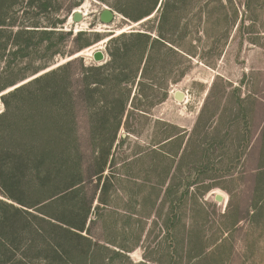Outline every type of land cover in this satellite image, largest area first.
Masks as SVG:
<instances>
[{"label": "rangeland", "instance_id": "rangeland-1", "mask_svg": "<svg viewBox=\"0 0 264 264\" xmlns=\"http://www.w3.org/2000/svg\"><path fill=\"white\" fill-rule=\"evenodd\" d=\"M126 1L0 0V112L1 95L72 61L36 85L55 89L37 103L52 119L74 113L68 150L77 149L70 167L82 182L44 194L55 223L84 221L85 240L52 229L55 249L27 255L39 264H264V0H145L156 7L139 20L118 10ZM104 8L111 22L100 21ZM51 24L47 40L31 31ZM161 30L169 42L144 57L122 51L113 64L110 49L131 41L118 35ZM8 141L0 156L14 178L0 198L24 207L15 198L45 195L30 199L20 180L29 170Z\"/></svg>", "mask_w": 264, "mask_h": 264}, {"label": "trees", "instance_id": "trees-1", "mask_svg": "<svg viewBox=\"0 0 264 264\" xmlns=\"http://www.w3.org/2000/svg\"><path fill=\"white\" fill-rule=\"evenodd\" d=\"M144 1L127 0L125 7L118 10L134 20H139L143 16L150 14L155 9L157 3L154 1L150 7H143L145 6ZM162 20H164V12L161 13ZM3 22L0 19V25H4ZM47 27H51V29H47ZM55 27L54 24H51L50 26H45L43 29H31V31L40 34V41H42L49 39L50 35L55 32L53 29ZM24 30H26L24 31L25 33H29V29ZM20 33L23 32L21 31L18 34ZM158 34V38H155L145 31L121 33L115 40L129 37L131 41L124 45H116L110 49L109 55L113 64H116L118 62L116 60L121 58L122 51L127 53L137 49L144 57L150 53L157 43L169 42L168 35L162 30ZM21 48L19 46L16 51H21ZM146 59L148 58L146 57ZM71 62L67 61L60 67L46 71L32 78L27 83L18 85L1 95L3 110L0 112V155L4 154L5 143L8 140L16 141L17 148L15 152L19 153L16 162L23 163L29 170V173L23 175L20 180L27 183L26 190L31 200L35 196H39V194H51V191L61 194L59 196L62 197L65 195L63 192L77 187L82 182L79 177H73V169L71 170L70 167L72 165L71 162L75 161L77 149L76 147L73 148L74 153L68 150L69 145L71 143L76 145L78 139L76 130L68 127V124H66V122H73L75 120L74 113H64L61 120L60 118L57 120L56 117L52 119L54 114L51 112V108L50 111L49 109L45 110V112L41 111L39 103H37L40 96L50 99L55 89L48 87L41 91V89L36 88V85L46 79H52L58 71L69 67ZM119 62L121 63V61ZM97 70H100V68ZM125 110L126 105L123 102L120 110L121 114ZM1 157L0 185L5 190H3L4 194H7L5 193L7 192L5 188L8 180L14 178L13 173H11L14 166L3 165ZM61 160L62 162H60ZM103 167L100 168L97 174H101L104 171ZM48 171L51 172L48 173ZM41 176H45L48 180L46 184L38 182ZM61 182L64 185H60L62 184ZM103 186L104 184L101 186L100 191H102ZM50 198H52L50 195H45L44 198L42 195V197L32 203H23L24 201L15 198L24 207H18L0 198V264H39L34 263L31 259L38 255H34L35 253H33L34 257H30L27 255V252L55 249V243L52 237H50L52 229L59 228L66 235H74L85 240V236L79 233L84 230V221L80 225L67 224V226L55 223L56 217L48 212V208L55 202L54 200H49ZM33 207L37 214L29 210V208ZM11 212L12 214H10ZM9 231L13 235L16 234L15 237L20 236L16 240V243L9 242L7 238ZM41 239L44 242L41 243Z\"/></svg>", "mask_w": 264, "mask_h": 264}, {"label": "water", "instance_id": "water-1", "mask_svg": "<svg viewBox=\"0 0 264 264\" xmlns=\"http://www.w3.org/2000/svg\"><path fill=\"white\" fill-rule=\"evenodd\" d=\"M82 17L83 16H82L80 11H77V10L73 11V13H72V20L73 21H79L82 19ZM113 17H114V12L110 8H104L100 12V15H99V19L103 23L111 22ZM104 56L105 55H104L103 51L100 49H98L92 53V57L95 61H102L104 59ZM36 76H38V75H35L34 77H36ZM34 77H32V78H34ZM173 96L175 99L181 101L184 99L185 94L181 90H176L174 92ZM214 198L216 201H219V202L223 201V196L219 193H216Z\"/></svg>", "mask_w": 264, "mask_h": 264}, {"label": "bare ground", "instance_id": "bare-ground-1", "mask_svg": "<svg viewBox=\"0 0 264 264\" xmlns=\"http://www.w3.org/2000/svg\"><path fill=\"white\" fill-rule=\"evenodd\" d=\"M77 11H79V9H77ZM185 94V93H184ZM184 99H185V97H184Z\"/></svg>", "mask_w": 264, "mask_h": 264}]
</instances>
